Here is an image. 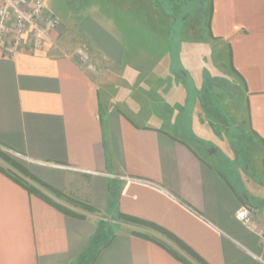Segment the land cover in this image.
I'll use <instances>...</instances> for the list:
<instances>
[{"label": "crops", "instance_id": "0c3cea01", "mask_svg": "<svg viewBox=\"0 0 264 264\" xmlns=\"http://www.w3.org/2000/svg\"><path fill=\"white\" fill-rule=\"evenodd\" d=\"M127 1L115 0L111 11L101 6L100 22L70 17L64 42L54 32L34 52L29 29L18 53L0 48V149L74 202L54 201L33 182L72 212L64 213L0 169V264H264V0H208L206 34L228 51L248 112L253 176L261 178L237 173L242 192L226 175L235 171L218 168L183 138L181 95L178 111L153 101L152 78L178 82L172 66L160 73L153 60L167 61L174 45L182 56L186 45L195 54L188 29L199 27L184 19L174 44L169 32L179 22L160 0ZM139 13L155 30L156 47ZM75 48L90 60L78 62ZM197 110L192 124L204 130ZM243 207L263 236L237 218Z\"/></svg>", "mask_w": 264, "mask_h": 264}, {"label": "rangeland", "instance_id": "374dc122", "mask_svg": "<svg viewBox=\"0 0 264 264\" xmlns=\"http://www.w3.org/2000/svg\"><path fill=\"white\" fill-rule=\"evenodd\" d=\"M126 1L127 0H125V3ZM160 1L165 10L167 9L169 11L167 13L171 16L170 18L174 19V21L178 19L179 22L175 24L174 29L169 32L171 39H173L172 43L176 44L178 38H181V35H179L181 32L180 26L184 23V19L189 18V24L194 23L199 28L190 27V29H188V35L190 37L194 36L195 38V45L193 46L195 48V54L191 55L187 52L189 46L186 45L183 57L176 50L178 45H174V53L172 55L168 54V57L166 56L167 61L158 62L157 59L153 60V69H155L156 65L159 66L160 73H164V71L167 72V70L169 72L168 68L172 66V74L174 75L172 78L178 81L175 83L171 81V78L168 81L166 77L162 81L158 80L156 77L152 78L150 85L154 91L157 90V95L154 93L152 95L154 103L163 100L170 104L174 111H178L181 109L179 100V96L181 95V98H183L182 106L184 108L182 127L187 134H185L186 136H183V138L197 148L201 154L205 155L206 159L213 162L218 168L224 171H226L227 168H231V171H236V174L243 172L253 183L254 181L260 182L261 178L253 176V168H256L257 164L251 162V158L253 159V157H251V145L249 144V142H251V135L244 94L231 72L228 51L225 47L213 43V41H209L208 34H206L209 24V1ZM44 3L47 8V12L45 13L46 17L52 16L58 19L60 21L58 31L63 32L66 37L65 32L67 29L65 27V22L67 19L73 17L75 20H80L89 16L100 22V17L102 16L100 7L104 6V8L106 7L105 10L111 11L112 6L115 4V0H44ZM133 4L135 6H141L145 4V1L133 0ZM53 12L57 16H53ZM138 20L141 22V26L142 24L144 25L145 20L143 14H138ZM136 26L137 25H134V27ZM142 31L148 37H152L148 38V40L156 47L155 39L157 35L155 30H150L146 25V29ZM64 41L65 38L60 42ZM77 49L80 48H75V51ZM181 60H183V62ZM182 65H185V67ZM186 66L188 68H186ZM184 71L188 75L187 78L180 76ZM142 79L143 77H138L137 83ZM147 80L149 81L150 79ZM159 87H162V89L158 90ZM145 98L148 97L145 96ZM136 101H139L138 95ZM128 102H133V100ZM177 102L179 104H177ZM143 104L142 102L141 106ZM197 108V111L201 114V119L205 122L204 130L203 127L194 126L195 122L192 124ZM192 131H195V134L199 138L197 139L198 142H196L195 137L193 138L191 136L192 134L189 136ZM207 131L212 132L211 136L214 138L213 140L205 139L207 138L205 136L208 134ZM201 140L207 143L205 150L202 145L199 144ZM209 141L214 144L208 143ZM211 145L216 147L215 151L211 149ZM11 162L24 164L21 159L11 156L0 149V168L13 177L20 179L22 182L37 187L23 171L21 172ZM226 175L237 191L242 192V185L239 184L240 180L238 177L234 178V174L228 172ZM42 192L53 198L54 201L68 203L44 189H42ZM68 204L70 205V203ZM157 236L168 246L175 247V245L168 239H165V237L159 234H157Z\"/></svg>", "mask_w": 264, "mask_h": 264}, {"label": "built area", "instance_id": "2783aa9c", "mask_svg": "<svg viewBox=\"0 0 264 264\" xmlns=\"http://www.w3.org/2000/svg\"><path fill=\"white\" fill-rule=\"evenodd\" d=\"M44 0H0V48L10 47L13 53H18L29 29L33 30V51H39L45 43V38L54 32H59L60 21L47 16ZM59 32L58 41L65 38ZM73 57L81 64L90 58L83 49H77ZM237 218L250 230L263 236L253 221V212L248 207L241 208Z\"/></svg>", "mask_w": 264, "mask_h": 264}, {"label": "trees", "instance_id": "16d2710c", "mask_svg": "<svg viewBox=\"0 0 264 264\" xmlns=\"http://www.w3.org/2000/svg\"><path fill=\"white\" fill-rule=\"evenodd\" d=\"M16 168H18L21 172L23 171L33 182L35 183H38L39 185H41L42 187L44 188H47L48 190H50L54 195L60 197V198H66L62 193L58 192L57 190H54L52 189L51 187L47 186L46 184H44L43 182L37 180L36 178H34L28 171L27 169L21 164V163H18V162H11ZM2 171H4L2 168H0ZM6 174H8L13 180H15L17 183L21 184L22 186H24L31 194H34V195H37L41 198H43L44 200H46L48 203L52 204L53 206H56L59 210H61L62 212L64 213H67V214H72V212H70L69 210H67L66 208L54 203L52 200H50L49 198H47L45 195L42 194V192L36 188L35 186H31V185H28L27 183H24L22 182L20 179H17L15 177H13L12 175H10L9 173H7L6 171H4ZM67 200H69L68 198H66ZM70 202L74 203L73 201L69 200ZM81 205V204H79ZM126 220L128 222H132V223H140L132 218H126ZM133 234H137V235H141V236H144V237H148L144 234H139V233H133ZM164 234L170 239L172 240L178 247H180L181 249L187 251L189 254L193 255L194 254L180 241L178 240L177 238H175L174 236L170 235V234H167L164 232ZM150 240L160 244L161 246H163L166 250H168L170 253H172L177 259L179 260H183L177 253H175L174 251H172L166 244L156 240L155 238H151L150 237Z\"/></svg>", "mask_w": 264, "mask_h": 264}, {"label": "flooded vegetation", "instance_id": "af4514ba", "mask_svg": "<svg viewBox=\"0 0 264 264\" xmlns=\"http://www.w3.org/2000/svg\"><path fill=\"white\" fill-rule=\"evenodd\" d=\"M234 175L237 177L236 171L234 172ZM236 177H235V178H236Z\"/></svg>", "mask_w": 264, "mask_h": 264}]
</instances>
